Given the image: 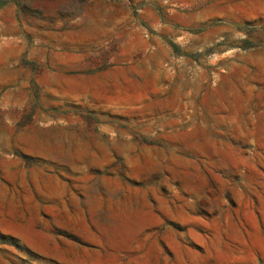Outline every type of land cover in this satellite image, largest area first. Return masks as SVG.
<instances>
[{
	"label": "rangeland",
	"instance_id": "1",
	"mask_svg": "<svg viewBox=\"0 0 264 264\" xmlns=\"http://www.w3.org/2000/svg\"><path fill=\"white\" fill-rule=\"evenodd\" d=\"M0 264H264V0H0Z\"/></svg>",
	"mask_w": 264,
	"mask_h": 264
},
{
	"label": "crops",
	"instance_id": "2",
	"mask_svg": "<svg viewBox=\"0 0 264 264\" xmlns=\"http://www.w3.org/2000/svg\"><path fill=\"white\" fill-rule=\"evenodd\" d=\"M102 19L104 20V19H107V18L103 17ZM94 20H95V21H99V18H94V17H93V18H91L90 21H94ZM116 30L118 31V28H117V29H115L114 27H111V28H109V27H104V28H102V30H101V34H102V36H103L104 38H101L100 42H98V43H100L101 45L106 44L108 37L111 36L112 33L115 32ZM80 31H81V29L79 30V32H80Z\"/></svg>",
	"mask_w": 264,
	"mask_h": 264
}]
</instances>
